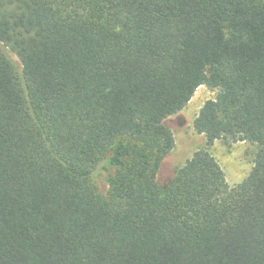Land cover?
<instances>
[{
	"label": "trees",
	"instance_id": "1",
	"mask_svg": "<svg viewBox=\"0 0 264 264\" xmlns=\"http://www.w3.org/2000/svg\"><path fill=\"white\" fill-rule=\"evenodd\" d=\"M201 86L195 131L252 168L201 149L161 189ZM0 264H264V0H0Z\"/></svg>",
	"mask_w": 264,
	"mask_h": 264
},
{
	"label": "rangeland",
	"instance_id": "2",
	"mask_svg": "<svg viewBox=\"0 0 264 264\" xmlns=\"http://www.w3.org/2000/svg\"><path fill=\"white\" fill-rule=\"evenodd\" d=\"M6 54L16 72L20 74L22 68L17 57L8 50ZM215 96L216 90L201 86L182 111L164 120V125L172 131L174 145L163 158L157 172V183L161 189H166L186 161L201 149L207 150L217 161L229 186L238 185L249 175L257 151L255 144L247 141L230 143L218 140L207 146L204 136L198 134L193 127L202 105ZM115 173L116 169L101 166L90 177L96 193L104 199L108 195L109 179Z\"/></svg>",
	"mask_w": 264,
	"mask_h": 264
}]
</instances>
